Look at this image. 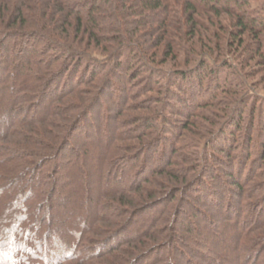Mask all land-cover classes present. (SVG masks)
Returning a JSON list of instances; mask_svg holds the SVG:
<instances>
[{
  "label": "trees",
  "instance_id": "16d2710c",
  "mask_svg": "<svg viewBox=\"0 0 264 264\" xmlns=\"http://www.w3.org/2000/svg\"><path fill=\"white\" fill-rule=\"evenodd\" d=\"M22 1V3L20 1H17L16 4L13 3L14 11H11L9 16V19L16 18L9 27L20 24L21 29H14L11 33L8 32L9 28L8 31L0 30V38H2L0 41V264H159V259L164 256L159 258L157 255L160 254V251L163 253L168 248L163 246L158 249L159 239L165 241L167 237L158 232H153L151 235L150 230L154 225L158 226L157 221L158 223L162 221L161 218L164 217L162 214L168 213L165 212V205H163V209L157 208L147 221L135 220L134 218L132 222L128 223L130 226L128 224L122 225L126 223H122L121 220L115 222V230L110 231L111 228L106 230L110 232V235L105 242L103 241L101 246L98 244L94 247L88 244L92 241H89V237L91 234L99 232L97 228L99 225L94 224V222L103 220L102 214L99 216L83 214L80 210L89 205L102 206L101 196L103 195L105 197L112 194L115 196V194H121L132 188L141 191L142 186L139 185V181L133 179L141 176L146 164L141 166L142 168L133 176L131 182H128L129 178L131 180V175L125 169H135L133 165L141 153L147 155L150 163H155L153 156L157 148H154L156 139L152 135L161 131L162 128L165 129L168 119H162V114L159 111L156 114L141 117L142 119H140V115L129 114L125 119L123 117L124 112L130 113L129 111L135 108L138 110L150 109L151 104L140 102V104L137 103L139 106L132 107V105L124 102L127 97L122 96L124 103L118 108V114L122 116L121 120L110 122L108 119L114 118L115 120L116 118L110 109L105 108L107 120L103 124L94 123L93 119L96 115L90 112L97 113L102 110L101 103L98 102L97 104L98 97L94 98L91 106L86 105L87 108L75 117L83 120L84 125L82 126V123L77 119L79 122L73 125L68 135L71 137L77 134L80 135V139L82 136L81 140L85 139L83 142L84 151L77 155L72 147L68 156L61 154V157L57 156L60 154L58 151L64 149L67 139H62L64 142H62V146L59 145L61 140L57 145L49 147L51 144L45 145L44 141L40 140V135L37 136V134L32 133L37 131L34 126L47 123L52 116L58 113L60 110L58 102L63 97L77 91L88 80L92 81V79L99 77L98 75L103 69V66L100 67V65L105 63L104 65L107 66L108 61L101 59L98 60L100 65L94 64L95 60L85 53L88 52L90 45L99 46L102 41H109L116 43L107 56L113 60L111 67L108 66L113 70L111 77L114 80L121 79L124 83L132 85L135 81H140L142 74L150 72V67L145 64L143 59L150 60L158 67L167 63L166 60H163L165 59L164 56L173 55V59H176L180 53H184L186 63L194 66L193 70L190 72L187 69L179 70L180 68H178L172 74L171 70L166 71L157 68L159 72L152 74L154 82L151 80L147 82L144 87L145 93L155 91L167 95L171 101L185 103L189 114H187L185 122L179 126H169L168 129H172L173 133L178 134V131L188 130L187 128L191 127L194 118L199 116L205 117L212 124H215L214 130L220 136L219 141H223V137L226 139L236 138L237 132L241 133V123L247 108L244 93L250 92V85H254V82L251 81L254 70L250 69L252 65L246 56H248V52H260L261 43L264 40V15L249 14V0H50L48 3L41 0L46 9L42 13H47V10L51 13L52 8L57 6L60 12L66 15L63 17V22L71 25L73 23L71 19L75 17L77 22L75 29L78 30L76 34L80 33L79 31L82 29L81 35H87L88 40L95 42V44L86 43L88 46L85 45V49L81 50L74 46L75 42L67 41V36L72 35L69 29L65 33L62 32L63 35L67 34V36L61 37L62 35L57 33L56 38L48 41L47 39H40L42 37L38 32L25 28L21 22L18 23L23 16L30 15L21 10V7H25V5L29 7L30 0L27 4H25V0ZM108 7H111V12L107 11ZM51 14L52 19L56 20L55 13L52 12ZM81 15L84 18V23ZM199 15L204 18V22L197 21L195 17ZM3 19L5 22V17ZM42 19L41 21H44ZM34 20L39 21L36 18ZM222 21L231 26L229 30L225 27L227 24L222 23ZM27 22L25 21V24ZM44 25H46L45 21ZM108 25L109 27H106ZM122 27L127 30L126 34ZM106 28L109 31L111 28L112 34L106 36ZM224 31L228 32L226 36ZM245 34L253 35L258 44L251 45L250 42L243 41L242 36ZM54 40L58 43L53 44ZM9 44H13L12 47H9ZM39 44L45 45L44 48H37ZM159 48L160 50H158ZM232 48L236 51L234 56L231 52ZM74 49L76 51H69ZM27 52L33 54L28 55V59L24 56ZM35 53H40L41 57L34 58ZM227 55L232 56L226 57ZM72 61H76L75 65ZM71 64L74 65V68L71 66L73 71L69 72L68 69ZM80 65H84L83 68L87 65V68L80 71L78 70ZM137 65L142 68V72L136 69ZM89 67L91 68L90 71ZM46 70L47 72H45ZM161 70L168 77L171 73V82L178 86L180 91L187 92L184 84L191 89H188L189 95H191L190 100L182 98L171 89L167 93L161 86L159 89L156 87V84H161L158 82ZM56 80H59V83L53 87L51 84ZM119 94L118 92L116 96ZM215 100H219L217 106H213ZM209 106L217 107V110L215 109L213 113L210 112L209 114L212 117L213 115L217 116L218 121H212L213 119L217 120L216 117L209 118L207 112L205 113ZM251 108L252 117L255 112L258 113V124H262L264 127V103L260 100L258 103L256 101V104L252 105ZM133 112L134 110L131 111V113ZM137 117L140 120L137 121V119L132 128L135 132L133 136L135 135L134 138L141 144L145 143V145L139 149L138 154H135L136 157L133 156L134 159L130 160L131 156L122 150L127 151L131 146L119 144V141L125 138L123 136L127 133L125 127ZM79 123L80 125L77 127ZM121 123L122 125H120ZM141 127L142 130H140ZM99 129L106 131L103 141L105 145H102V141L99 139L91 137L95 132L94 130ZM213 133L214 131H212ZM56 138H62L61 134H56ZM248 138L251 140L249 136ZM92 139L99 141L95 142ZM162 139L165 138H159V143L162 142ZM86 142L91 144L88 146ZM250 144L251 142L247 143L246 149L244 148L246 152H242L243 156L239 157L236 163L235 159L231 162H227L228 158L225 159L227 165L223 166V172L226 173L229 181L231 180V184H228L227 187L226 183H222L226 189L231 187L244 194L246 188H252L254 184L260 183L261 177L264 176V146L261 155L257 152L258 157L251 159ZM208 146L211 148V154L206 149L201 153L202 156L205 154L206 157L203 159L206 165L204 171L208 172L210 169L212 161L209 156L215 160L220 158L216 153L217 151L225 152L229 155L228 157L233 158L230 148H222L219 144L215 145L214 142H212V146ZM90 149L93 153L94 149L98 153L101 151L100 149L104 150L103 153L97 154L94 161V163L98 162L94 164V167L99 166L95 178L90 174L93 165L85 162L89 159L88 152ZM54 150L58 152L55 153V160L51 156L53 154L51 152ZM169 154L166 155V160H163L165 164L159 162L155 167L148 162L150 175L155 177V175L164 174L163 176H165L164 171L168 169L166 166L171 168V165L172 167L174 165L172 161L173 149ZM178 155L177 152H174L175 160ZM73 158H76L74 162L71 161ZM126 159L129 163L131 162L130 166ZM57 160L66 165L67 171L76 172V174L70 178L66 175L64 177L62 172L58 170ZM200 160V164L203 165L202 158L197 160L196 165L189 169L183 168L171 183H180L178 186L180 188V185L184 186L188 180H193V184L184 189V191H190L195 183L200 182L202 191L200 188L196 189L199 191L198 194H201L199 198H206L203 190L209 189L215 193L210 192V201L218 207L219 204H223L222 200L226 198V195L230 197L232 193L226 194L225 189L221 194L217 188H213L211 181L217 178L215 174H209L210 176L206 180V173L204 175L200 173L201 176H197L196 169ZM122 165L126 172H122V175L119 176L113 170L117 167L120 169ZM58 176L60 179L66 178V186L70 187L71 184L79 186V190L83 194L80 199L74 200V202L71 200L66 203L62 202L64 209L73 207L78 211L77 218L69 215L63 220L54 221L51 200H54L59 194L56 192L57 184L55 181ZM142 180L144 183L151 182L149 177H143ZM34 183L37 185L34 186ZM251 183L252 185H250ZM95 184H99V186L94 187ZM92 189L97 193L96 197H91L88 194ZM161 191L148 193L147 197L141 200L142 202H136L138 205L134 206L145 205L143 213L150 211L151 207L162 203L159 200L161 195H164V191ZM60 197H58V202L61 201ZM155 199L158 200L152 202V206H150L149 202ZM173 199V195L164 197V200L169 203ZM232 199L236 203L239 202L238 198ZM261 203L258 201L256 205ZM106 205L110 206L107 203ZM119 206L120 204L116 203L114 208L117 211L115 212H120ZM262 206H259V210L260 208L263 209ZM228 214L234 215V218L228 219L229 221L224 228H221L220 233L226 241L231 242L233 240V249L220 248V251L211 252L209 256L204 255L209 264H213L217 259L222 261L221 264L224 262L227 264H258L257 260L254 259L260 258L261 260V257L263 258L261 262L259 260V264H264V249L257 250L258 244L264 241V237L261 234H255L258 227L264 228V219L261 220L264 215L252 216L254 213L251 209L246 211L234 207ZM83 219L87 220L86 224L81 221ZM164 219L166 218L164 217ZM134 224L142 227L137 228L131 236L127 237V230ZM59 228L65 230L62 232L63 236L58 234L56 229ZM183 228L184 231L191 234L195 233L193 235L198 238L201 237L202 233L189 224ZM220 233L217 234L219 238ZM118 236L120 238L117 239ZM145 236L150 238V243L148 248L141 249L140 241ZM212 238L213 236H209V238L203 239L205 241L202 243H206L207 246V242L211 241ZM111 239H116L113 244L110 243ZM137 243L139 245L134 247L140 249V252H130L131 248L128 245ZM119 250L126 255L118 256L115 252ZM111 255H114L115 260L112 261V258H109Z\"/></svg>",
  "mask_w": 264,
  "mask_h": 264
},
{
  "label": "rangeland",
  "instance_id": "374dc122",
  "mask_svg": "<svg viewBox=\"0 0 264 264\" xmlns=\"http://www.w3.org/2000/svg\"><path fill=\"white\" fill-rule=\"evenodd\" d=\"M17 1H20V3H22V0H0V30L2 29L3 31H9L8 32H12L14 29H21L20 24H17L15 26L9 27V25L13 22H15L16 18H10L9 16L11 15V13L14 11L13 10V3L16 4ZM46 3H48L50 0H44ZM249 5H248V13L251 15H264V0H249ZM28 0H25V4H27ZM29 7H27L25 5V7H21L22 12H27L28 14H30L29 16L25 15L23 16V18H21L19 22L22 23L23 26H25V28H29V29H33L34 31L38 32V34L42 37L40 39H47L48 41H52L53 38H56V34H61L60 36H67V34L63 35V33H65L66 31L71 32V36H67V41H73L74 46L83 50L85 49V45L86 43L88 44H95V42L93 40H88L87 35H81V31H79L80 33L76 34V32L78 31L76 28L77 22H76V18L72 17V24H68L66 22H63V17H65L66 15L61 13L60 10L57 8V6H54L52 8V12L55 13L54 17L56 18V20H53L52 18V14L50 13V11H46L47 15H45L44 12L45 6H43V2H41V0H30L29 1ZM12 8V10H11ZM115 10V9H113ZM12 11V12H11ZM107 11H112L111 7H108ZM114 13V12H113ZM24 14V13H23ZM82 16V15H81ZM201 15L195 17L197 19V21H200L201 23L204 22V18L200 17ZM5 17V22H4V18ZM34 18L38 19L39 21H35ZM41 18H43L42 20H44L46 22V25H44V21H41ZM106 18V17H103ZM82 22L84 23V18L82 16ZM50 20V21H49ZM53 20V21H51ZM25 21L27 22L25 24ZM41 21V22H40ZM43 22V23H42ZM102 22V21H101ZM115 22V21H114ZM226 23L225 21H222V23ZM113 23V22H112ZM45 26V27H44ZM115 26V25H113ZM106 27H109L106 26ZM225 27L229 30V26L228 24L225 25ZM9 28V29H8ZM123 32L126 34L127 30L125 29V27H122ZM53 30V31H51ZM101 32V31H100ZM224 35L226 36L228 34L227 31H224ZM70 34V33H69ZM107 34H112L111 32V28L110 31L108 30V28H106L105 30V35L107 36ZM264 36V34H263ZM51 37V39L49 38ZM70 38V39H69ZM105 38V37H103ZM2 40V38H0V41ZM88 40V41H87ZM148 40V39H147ZM242 40L243 41H247L250 42L251 45L253 44H258V42H256V38L254 40L253 35H243L242 36ZM252 40V41H251ZM55 41V40H54ZM254 41V42H253ZM57 41L53 42V44H57ZM77 43V44H76ZM79 44V45H78ZM116 43L113 42H109V41H102V43H100L99 46L96 45H90L88 52L85 53V55L90 56L92 59H94L95 61L93 62L94 64L98 63V65H100L101 63L98 60L103 59L104 61H108L107 66H105L104 64L100 65L103 66V69L101 71V73L98 75L99 77L88 80L87 83L81 85L77 91L68 94L67 97H63L62 100H60L58 102V106H59V112L56 113L54 116H52L50 118V120L45 123L42 124L41 126L37 125L34 126L35 130L32 133H35L38 135H40L41 139L44 141V144H51L49 145V147H51L52 145H57L59 143V141H61L62 139H67L66 143L64 144V149H62V151H58L60 154H58L57 156L61 157L62 155H67L70 153V148H74L77 155L80 153H82L84 151L83 148V142L85 139H80V135H72L71 137H68L69 132L71 131V129L73 128V125L77 122L80 121V123H82V126L84 125V121L81 119L78 120L75 118L77 116H79V114L85 110V108H87V106H89L91 104V102L94 100V98L98 97V102L101 103L102 106V110L101 112H90L94 115H96V117H94L93 121L94 123H104L105 120H107V117L105 116V108L110 109V112L112 113L113 116H115V120L114 118H110L108 119L110 122H116L118 120L122 119V116H120L118 114V108H120L122 106V103L126 102V104H130L132 105V107H135L136 105H138L137 103L140 104V102H146V103H150V109H140L138 110L137 108L130 110V113H125V109L122 110L124 112L123 117L126 119V117H128L129 114L132 115H140V119L149 116V115H153L156 114L158 111L162 114V119L166 118L168 119L167 122H169L167 124L166 122V126L165 129L162 128L161 131L155 133L154 135H152L156 141L154 144V148H157L153 158L155 160V163H150V160L147 159V155L145 156L144 153H141V155L138 157L139 159L137 161H135L136 163L133 165V167L135 169H125L122 165V167H117L113 170V172L117 173L119 176L122 172H126L130 173L131 175V180L129 178L128 182L132 181L133 176H135V174H137L138 170H140L143 166V164H146V168H144L145 170L143 171V173L141 174V176L136 177V179L134 178L133 180H137L139 181V185L142 186V188L140 189L141 191H136L135 189H129L128 191H124L121 194H115V196L109 195V196H101L102 197V206L97 207V206H92L89 205L86 208H83L82 210H80L83 214H91V215H101L103 220H96L94 222V224H98L99 226L97 227L99 229V232L96 234H91L90 235V244L91 246H95V245H102L103 241L105 242V240L108 238V235H110V232H107L106 230H108L109 228L110 231L115 230L114 227V223L121 220L122 223H126V224H122V225H127L128 223L132 222L135 218V220H142V221H147L150 218V215L154 213V211L157 208L163 209V205L166 206L165 212H168L167 214L164 213L162 214V216L164 215V217L166 219H164V217H160L162 221H160L159 219V223L157 221L156 224H158V226L154 225V227L151 228L150 233L152 235V233H161L162 235L164 234V237H167V239L160 240V245L158 247V249L162 248L163 246H167L168 248L166 250L163 251V253L160 251V254H158L157 256H159V258L161 256H164L162 258L159 259V264H209L207 258L204 257V255L209 256L211 254V252H218L220 251V248L223 249H228L231 250L233 249V240L231 242H228L224 239V237H222L220 230L221 228H224V226L226 225V223L229 221L228 219L234 218V215L228 214L231 213L233 207L234 208H241L242 210H249L251 209L254 213V215L252 216H262L264 215V176L261 177V181L260 183H256L253 185L252 188H246L245 192L243 194V192L240 191V193L238 192L237 189H232L227 188V185L231 184L228 177L225 175L226 173L223 172V166L227 165L226 164V158L227 162H231L233 159H235V163L237 162V160H239V157H242V152H246V145L248 142H251L250 148L252 150V154L250 156L251 159L254 158L256 159L258 156V153L261 155V152L263 150V146H264V127L262 124H258V113L255 112V115L252 117L250 111H251V106L256 104L260 101H262L264 103V40L263 43H261V49L260 52H246L248 54L247 60L248 62H250L251 66V70H254L253 75L251 76V81L254 82V85H250V92H245V102H247V108L246 111L244 113V120L241 123V127L242 130L240 131L241 133L237 132V136L236 138H228L226 139L225 137H223V141H219L220 136L217 135V132L214 130V125L210 122V120L206 119L205 117H195L193 123L191 124V127L189 126V128H187L188 130L186 131H178V134L173 133L172 129H168L170 128L169 126H179V124L185 122L184 120L187 117V114H189L188 109L185 106L184 102L181 101H171V99H169L167 97V95H162L159 94L157 92H149V93H145V86L147 85L148 81H152L154 82V76H152L153 73L155 72H159L157 68H161L164 70H171L172 74L173 71L180 68L179 70H185L187 69L188 71H192L194 66H190L186 63V58L184 53H180V55L176 58L173 59V55L169 56V57H165L166 60V64H163L161 66H156L155 63H151L150 60H145V64H147L148 67H150V72H146L144 74H142V76L140 77V81H135V83L132 85L130 83H124L123 81H121V79H117L114 80L111 77V74L113 73L112 68H109L108 66L111 67L113 60H111V58L107 57L108 53L110 51H112V47L115 45ZM11 45L13 44H9V47H12ZM19 46V45H18ZM45 45L39 44L37 48L41 49L44 48ZM79 46V47H78ZM88 46V45H86ZM151 46V45H150ZM255 46V45H254ZM17 47V46H16ZM125 47V46H123ZM160 50V48L158 49ZM69 51H76L74 50H69ZM233 56H234V51L232 48ZM239 53V52H238ZM36 54V53H35ZM28 55H33L30 52H27L26 55H24L26 58ZM39 54H36L34 56L35 57H39ZM230 57L232 55H227L226 57ZM28 59V58H27ZM106 59V60H105ZM91 62L93 60H90ZM123 61V60H122ZM73 62V61H72ZM76 62V61H75ZM75 62L74 65H75ZM247 62V63H248ZM74 65L71 64L70 68L68 69L69 72L73 71L72 67L74 68ZM72 66V67H71ZM84 65H80V68H78V70L80 71H84L85 68H87L85 66V68H83ZM83 68V69H82ZM136 69H138L140 72H142V68L139 67L137 65ZM50 70V69H48ZM91 70V68L89 67V71ZM145 70V69H143ZM161 74H160V79H158L159 83H161L160 85L156 84V87L159 89V87L161 86V88L164 89V92L168 93V90L171 89L174 92H176L178 95H180L182 98H187L188 100H190L191 95L190 91L188 92V86H186V84H184L183 86L185 88H187V92L184 91H180L178 86H175L173 84L172 78H171V73H169V77L166 73H164L163 70H161ZM47 72V70L45 71ZM120 72V71H119ZM129 75V74H128ZM171 78V79H169ZM57 81V80H56ZM54 81L51 85L54 87L56 85H58L59 80ZM164 86V87H163ZM133 89V90H132ZM157 90V89H156ZM191 90V89H189ZM120 93L118 96L117 93ZM136 94V95H133ZM122 96H126L127 98H125L124 102L122 99ZM133 96H135V98H132ZM186 96V97H185ZM142 100V101H141ZM219 100H215L214 105L213 106H217V102ZM88 102V103H87ZM87 105V106H86ZM100 105V104H99ZM1 106V105H0ZM91 106V105H90ZM139 106V105H138ZM131 107V108H132ZM215 109L217 110V107H208L205 110V113L207 112L208 117L213 118L216 117L217 120L213 119L212 121H218V117L214 116L212 117L211 114H209L210 112L213 113V111H215ZM100 110V109H99ZM133 113H131V111H133ZM135 118L132 119V121H130L129 125L127 127H125V129L127 130V133L124 134L123 136H125V138L121 141H119V144L122 145H126V146H131L129 147L130 149H127V151L122 150V152L124 153H128L130 157V160L134 159L135 154L139 153V149H142L144 144L139 143L140 141H138L137 139L134 138L133 134L135 133L132 128L133 126L136 124V120L139 118ZM142 117V118H141ZM75 118V119H74ZM140 119H138L137 121H139ZM121 122V121H120ZM80 123L77 125V127L80 125ZM122 125V123L120 124ZM127 125V124H126ZM124 126V125H123ZM1 127H3V125H1ZM143 128L141 127L140 130H142ZM39 130V131H38ZM139 130V131H140ZM181 130V128H180ZM94 134L91 136L94 139H99L100 141H102V145H105L103 143L104 141V135L105 132L103 129H99V130H94ZM210 131V133H209ZM212 131H214V133L212 134ZM40 132V133H39ZM75 132V131H74ZM29 133H31L29 131ZM56 134H61L62 138H56ZM212 134V135H211ZM130 135V136H129ZM210 135V136H209ZM151 136V137H152ZM248 136L251 138V140L248 138ZM37 138V137H35ZM159 138H165L162 139V142L159 143ZM179 138V139H178ZM214 138V139H213ZM38 139V138H37ZM152 139V138H150ZM168 139V140H167ZM63 140L61 141V143L59 144L60 146L63 145ZM99 140H93L92 141H99ZM158 140V141H157ZM63 142V143H62ZM91 142V141H90ZM212 142H214L215 145H220L222 148H230L233 154V158L229 155H227V153L222 152V151H217V155L220 156V158L218 160H215L214 158L210 157V160L212 161V163L210 164V169L207 171H204L206 168V165L203 161L204 159V155L202 156V151L204 149L207 150V152L209 154H211V148L208 145L212 146ZM88 146L91 144L89 142ZM166 143V144H165ZM222 143V144H221ZM58 145V147H60ZM166 145V146H165ZM172 145V146H171ZM33 146V145H32ZM147 146V145H146ZM145 146V147H146ZM144 147V148H145ZM245 148V149H244ZM173 149V155H172V161L174 162V165L171 168L166 166L168 169L165 172V176L163 175H155V177H153L152 175H150V171L149 170V163L152 164V166H157V164L159 162L163 163V160H166V155H170L169 153L172 151ZM49 150V149H48ZM52 150V148L49 150ZM96 149H94V153L92 152V150L90 149L88 152V158L87 161H85L88 164L93 165L92 169H90V174L93 178H95V176L98 174L99 171V166L94 167V164L98 163L95 162V159L97 157V154L99 153H103L104 150L100 149L101 151H95ZM56 150H54V152H51V156L52 159L55 160V153H58ZM174 152H177L178 158L175 160L174 158ZM258 152V153H257ZM134 156V157H133ZM254 156V157H253ZM256 157V158H255ZM202 158V164L201 160L198 163L196 172H197V176L201 173L202 175H204L205 173L207 175H205V180L206 178L208 179V176H210L209 174H215L217 176L216 179H212V186L213 188H217L218 192H220L221 194L224 192V190L226 189V194L227 193H232L229 196L226 195V198L222 200L223 204H219L218 207L214 206L211 201H210V192L212 194V191L208 190H203L205 192V196L206 198H199L201 197V194H198L199 191L196 190L197 188H200V190L202 191V185L201 183H195L194 187L190 188V191H184L185 188H187L188 186H190L191 184H193V180H188L187 182H185L184 186L180 185V188H178L179 184L176 183H171V181L175 180V177L179 174V172L183 169V168H190L191 166L196 165V162H198L197 160ZM206 158V157H205ZM237 158V159H236ZM129 159V158H128ZM222 159V160H220ZM70 160V159H69ZM74 160H76V158L73 160H71L72 162H74ZM58 161V160H57ZM70 161V162H71ZM127 163L131 164V162L129 163V161L126 159ZM223 161V163H222ZM133 162V161H132ZM149 162V163H148ZM234 163V164H235ZM165 164V163H163ZM249 164V163H248ZM162 165V164H161ZM66 165H63L60 161H58V170H60V172H62V174L65 175L70 178L73 177L75 173H71L70 171L66 170ZM124 169L126 171H124ZM118 171V172H117ZM264 172V171H263ZM122 175V174H121ZM126 176V173H125ZM124 176V177H125ZM180 176V175H179ZM196 176V178H197ZM201 175H199L200 177ZM143 177H149L151 179V182H146L144 183V181L142 180ZM244 177V176H243ZM242 177V178H243ZM197 180V179H196ZM202 181L204 179H201ZM56 181V186H57V190L56 192H58L59 194L55 197L54 200H51L52 202V206H53V210H52V216L54 218V221H56L57 219H64L67 216H71V217H78V211L75 210V208L71 207V208H63L62 202H67L68 200L71 202L77 199H80V196L83 195L82 192L79 190V186H76V184H71L70 187L66 186V178L64 179H60V177L58 176V178L56 177L55 179ZM200 181V180H199ZM227 181V182H226ZM166 184H165V183ZM182 182V181H181ZM222 183H226V187L224 185H222ZM170 184H173L172 186ZM34 186L37 185V183L33 184ZM252 185V183L250 184ZM98 187L99 184H95L94 187ZM175 186V187H174ZM215 186V187H214ZM170 187V188H169ZM225 187V188H224ZM94 189V188H93ZM90 190V192L88 193L91 197H96L97 193H95L94 191ZM100 190V188H99ZM161 190H163L164 195L162 194L160 197L159 205H153L154 207H151V209H149L150 211L143 213V210L145 208H143L145 205H141V206H134V205H138V203L136 202H140L141 200H144L148 193H155L156 191L158 192H162ZM196 190V191H195ZM70 191V192H69ZM230 191V192H229ZM187 192V193H186ZM217 192V191H216ZM159 194V193H157ZM173 195V200L169 203L168 201L164 200V197H169L170 195ZM240 194V195H238ZM243 194V196H242ZM117 195V196H116ZM61 196V197H60ZM62 196H64V198H62ZM58 197H60L61 201L58 202ZM57 198V199H56ZM235 200V198H238L239 202H235L233 201V199ZM158 199H155L151 202H149V205L152 206V202H156ZM258 201H260V205H263V209L260 208L259 210V206L260 205H256L258 203ZM142 202V201H141ZM147 202V201H146ZM164 202V203H163ZM109 204L110 206L106 205ZM116 203L120 204L119 208H120V212H115L117 210H115L114 206L116 205ZM112 206V207H111ZM164 206V207H165ZM135 208V209H134ZM136 210V211H135ZM258 210V211H257ZM44 212V211H43ZM137 212L138 215H135ZM159 212V211H158ZM166 214V215H165ZM264 218H261V220ZM83 221V224H86L87 220H81ZM82 223V222H81ZM116 224V223H115ZM176 224V227H175ZM190 225L192 226V228H195L196 230L200 231L201 237H197L193 234H191L190 232H186L184 231L183 226L186 225ZM129 225V224H128ZM174 225V226H173ZM130 226V225H129ZM142 226L140 225H132V227H130L127 230V237L131 236L134 232V230H136L137 228H141ZM96 228V227H95ZM175 228V229H174ZM58 231V234H60L61 236H63L62 232H65L64 229H56ZM142 230V229H141ZM107 232V233H106ZM197 232V231H196ZM210 233V235H209ZM218 233H220V238L217 235ZM176 234V236H174ZM212 234V235H211ZM255 234H261L262 237H264V228H257V231ZM124 235V233H123ZM209 236H213L211 241L207 242V246L205 245L206 243H202L203 239L209 238ZM215 236V238H214ZM163 237V238H164ZM64 238V237H63ZM120 238V236L117 237V239ZM161 238V237H160ZM147 239V240H146ZM149 237L145 236L144 238H142L141 242V249L147 247L148 248V244L150 243L149 241ZM200 239V240H199ZM102 240V241H101ZM116 239L114 240H110V243L113 244L115 242ZM96 241V242H95ZM145 241V242H144ZM97 243V244H96ZM136 245H139V243L137 244H131L128 245L129 248H131L130 252H140V249H136ZM123 246H127V245H123ZM74 249V247H73ZM169 249V250H168ZM264 249V241L260 242L257 246V250H261ZM144 250V249H143ZM141 250V251H143ZM116 251L115 253L118 256H124V252H120ZM129 252V253H130ZM126 255V254H125ZM131 256V255H130ZM133 256V255H132ZM257 257V256H256ZM112 261L115 260L114 259V255H111L109 257ZM260 258H255L254 260H257V263L259 264L262 261ZM260 260V262H259ZM253 261V260H252ZM220 262H222L221 260L217 259L216 261H214L213 264H221ZM223 264H227L226 262H224Z\"/></svg>",
  "mask_w": 264,
  "mask_h": 264
}]
</instances>
